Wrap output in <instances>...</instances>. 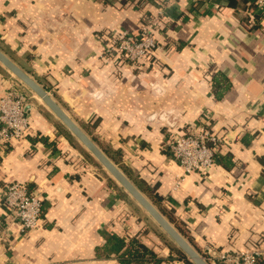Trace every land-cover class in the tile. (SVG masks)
Segmentation results:
<instances>
[{
    "label": "crops",
    "instance_id": "obj_1",
    "mask_svg": "<svg viewBox=\"0 0 264 264\" xmlns=\"http://www.w3.org/2000/svg\"><path fill=\"white\" fill-rule=\"evenodd\" d=\"M256 14L230 0H0V50L200 254L218 263L257 249L264 260V16ZM150 18L158 47L145 62L103 55L112 34L138 32ZM10 90L28 98L29 131L0 155V264H123L99 251L113 234L127 244L137 238L160 264H187L148 212L0 63V97ZM200 127L222 140L205 178L185 174L169 148ZM9 182L39 192L36 229L23 232L4 205Z\"/></svg>",
    "mask_w": 264,
    "mask_h": 264
},
{
    "label": "built area",
    "instance_id": "obj_2",
    "mask_svg": "<svg viewBox=\"0 0 264 264\" xmlns=\"http://www.w3.org/2000/svg\"><path fill=\"white\" fill-rule=\"evenodd\" d=\"M255 8L264 16V0H258ZM157 24V20L150 18L138 32L121 31L112 34L106 42L103 55L107 58H122L127 64L135 66L145 62L158 47L154 36ZM27 100L25 95L13 90L0 97V155L6 152L14 141L23 139L29 131L25 114ZM221 145L222 140L216 134L200 127L171 140L169 148L185 174H198L205 178L218 163V150ZM3 202L19 222L23 232L39 226L43 211L39 192L30 193L25 184L9 182L4 188ZM262 256L260 250H245L223 254L216 263L258 264ZM203 257L209 264H216L210 258Z\"/></svg>",
    "mask_w": 264,
    "mask_h": 264
},
{
    "label": "water",
    "instance_id": "obj_3",
    "mask_svg": "<svg viewBox=\"0 0 264 264\" xmlns=\"http://www.w3.org/2000/svg\"><path fill=\"white\" fill-rule=\"evenodd\" d=\"M0 63L16 78L35 93L43 103L57 116V118L71 131V133L91 152L98 162L112 175V177L148 212L164 232L176 243L178 248L186 254L194 264H209L197 250L183 237L168 219L137 189L130 179L98 148L93 140L67 115L55 102L51 95L31 76L24 72L17 64L0 50ZM26 106L25 111L29 109Z\"/></svg>",
    "mask_w": 264,
    "mask_h": 264
},
{
    "label": "trees",
    "instance_id": "obj_4",
    "mask_svg": "<svg viewBox=\"0 0 264 264\" xmlns=\"http://www.w3.org/2000/svg\"><path fill=\"white\" fill-rule=\"evenodd\" d=\"M230 1H231V4L233 3L234 6L238 8L241 6L255 8L258 0H230ZM261 17H262L261 14H256L253 16V18H256V19H260ZM42 140L44 142L46 141L45 139H42ZM123 170L125 173L129 174V172L126 169H123ZM160 211L164 213V210H162L161 208H160ZM168 219L170 223L174 224L178 228L174 219L170 217H168ZM130 239H131V243L127 244L124 238L116 234H113L109 237L108 243L106 244V246L101 248L99 251L104 252L106 257L112 254L116 255L117 257H119V259L121 260L123 264H131V263L142 264L147 259H153L155 264L161 263V260L157 258V255L153 251L147 249L145 246L139 243V240L137 238L130 237ZM176 254H177V258H176L177 260L180 259V260H184L187 264H194L192 261L187 259V256L184 252L179 250L176 252ZM262 259L263 257L259 260L258 264H261L264 261Z\"/></svg>",
    "mask_w": 264,
    "mask_h": 264
}]
</instances>
